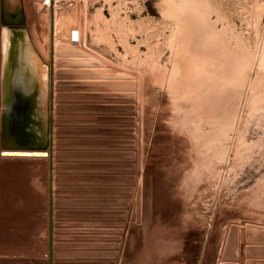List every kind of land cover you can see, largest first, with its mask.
<instances>
[{
	"label": "rangeland",
	"instance_id": "1",
	"mask_svg": "<svg viewBox=\"0 0 264 264\" xmlns=\"http://www.w3.org/2000/svg\"><path fill=\"white\" fill-rule=\"evenodd\" d=\"M121 1L118 9L135 21H116L120 35L108 36L114 51L105 58L138 72L141 101L137 75H118L103 61L109 67L95 68L99 62L84 66L95 69L79 70L90 78L111 80L102 83L107 90L122 91L113 96L122 103L117 105L121 125L128 127L122 132L129 135L122 139H132L122 141V156L135 164L128 165L132 175L138 155L137 106L141 108L142 182L129 239L150 242L154 251L143 257L146 264H220L228 239L235 243L228 262L264 264L259 261L264 256V0ZM40 2L28 3L34 20L24 27V37L46 65L51 17L48 21L50 8ZM68 17L63 25L72 21ZM57 37L55 46L66 43ZM78 43L80 47V36ZM49 60L50 55V66ZM4 63L2 54L3 69ZM66 85L59 91L82 84ZM68 97L57 101L64 109L57 113L61 127L67 120L62 114L79 107L66 105ZM3 107L0 98V119ZM25 195L8 190L1 197L10 219L9 227H0V239L10 249H2L0 264H40L7 257L8 250L18 254L17 243L23 241L31 253L36 239L35 222L23 217L34 205L28 191Z\"/></svg>",
	"mask_w": 264,
	"mask_h": 264
},
{
	"label": "crops",
	"instance_id": "2",
	"mask_svg": "<svg viewBox=\"0 0 264 264\" xmlns=\"http://www.w3.org/2000/svg\"><path fill=\"white\" fill-rule=\"evenodd\" d=\"M31 1L19 0L17 8H6L4 11L5 18L8 21H14L16 14L20 15L21 18L24 17L27 21L24 26L29 28V19L34 20L28 4ZM81 1L84 2L83 28H81L80 21ZM120 5H122L121 0H55V27L57 26L56 21L61 16L65 17V14L66 16L70 15L71 17L68 18L72 19V21L62 26L63 28L58 34V37L61 38L60 42L69 44V40L73 42V33L70 30L79 28L80 35H83L84 44L88 48L104 57L110 58L107 53L114 50L111 49L110 43H108L110 41L108 36L114 39V37L120 35L116 21L128 20V18L131 21H135L132 15L123 14V10L118 9ZM102 38H106V42ZM78 44H75L77 45L75 47L79 49ZM1 45L2 38L0 34V98L3 102ZM117 46L120 50L119 46L121 45L118 43ZM48 58L44 60L48 71H50ZM89 58H93V56H89ZM54 59H57L56 55ZM107 67L109 66L101 62V65L95 68L103 69ZM95 68L82 66L78 69L86 71ZM58 69H70V67H59L54 64V73ZM41 75L42 71L39 70V79H41ZM48 80L49 75L47 76V82ZM57 81L81 83L82 85L77 90L59 91L54 89V94L65 93L71 95V97H68L66 105H79L78 108L67 109L65 114H62V116L67 117L66 123L62 127L57 125V123L54 124V129L61 127L65 131L61 138L54 136V141L62 142L59 150L55 147L53 149L54 153H61L59 160L53 159L54 165H59L58 170L54 171V176L59 177V179L53 186L59 189V192L54 195V200L59 201L58 206L54 207V211L59 213L58 218L54 219V222L59 224L58 227L54 228L58 232L54 234V237H58L59 240L54 241V244L62 246L54 252L64 255L62 258L54 260V262L63 264H94L105 261H117V264H146L143 260L147 258L143 257L147 256L149 252L153 255L154 251L153 248H148V243L150 244V242H147V240L145 242L143 241L144 239H129L131 237L132 223L137 216V194L142 182V176L139 182L130 186L136 174H130L128 165L135 164L134 162H127L126 155L122 156V150L124 151L126 147L122 145V141H131L132 139H122V136L125 135L122 130L128 127H122L121 125L123 115L121 114L122 110L117 108V105L122 103L117 102V97L113 96L121 94L122 91L107 90V87L102 83L111 80L90 78L89 74H81L77 77L71 75L66 77V79H60L54 75V82ZM91 83H97V85H91ZM38 84L39 82L35 78V86L38 87ZM34 91L36 92L35 97L37 100L35 105L38 107L39 99L41 98L36 96L38 94L37 88ZM48 101L49 87L45 101V106L47 107L45 116L43 112L39 113L38 109H35V122L32 125L35 137H32L31 140L29 138V142L33 139V143L8 144L12 146H27L28 144L38 147L45 143V140L38 136V130L40 126L42 127L41 121L43 117H45L46 122L44 127L45 129L46 127L48 128ZM57 104L55 99L54 105ZM2 111L6 113V108L3 107ZM58 116L60 115L54 111V118ZM0 125V150H2V114ZM126 151L129 152V150ZM30 158L29 156L8 157L0 155V227H9L10 219L8 213H5L8 210L1 206L2 195L8 190L13 192L19 190L24 195L28 191V195L33 197L31 202L34 205L27 214L26 212L24 213L23 217H25V220L29 219L31 222H35L36 232H34V236L36 239H33V245H30L31 253H26L27 243L23 241L22 243H17V249L15 250H17L18 254L14 256V251L8 250L11 255L7 257L16 258L17 260H40V264H48L49 158ZM131 187L136 191L133 197H129V189ZM130 200L133 201V206H131V217L125 239L122 242L96 241L98 237L108 236V234L103 233L108 231V229H112L108 225L121 221L122 213H127L128 211V209L124 208L126 202ZM35 203L37 208H34ZM17 220H20V218ZM95 223L100 225L98 229L103 231L100 232L101 234L96 233L97 227L91 226ZM109 243H121L122 245L120 257L117 260H102L97 257L100 254L106 255L118 251L104 250L101 246H96ZM143 244H145V247L142 246ZM151 244L153 243L151 242ZM5 247L10 249V245L0 239V252ZM20 247L25 250L22 255L19 254ZM41 260L45 262L41 263ZM259 261H264L262 254L259 256Z\"/></svg>",
	"mask_w": 264,
	"mask_h": 264
},
{
	"label": "water",
	"instance_id": "3",
	"mask_svg": "<svg viewBox=\"0 0 264 264\" xmlns=\"http://www.w3.org/2000/svg\"><path fill=\"white\" fill-rule=\"evenodd\" d=\"M19 0H0V11L1 8H3L2 13L4 14V11L6 8L15 9L19 6L18 3ZM55 0H51L50 3V17H51V24H50V72H49V101H48V128L44 127L45 117H43L41 123L42 127H39L38 130V136L45 140V143L40 146H30L27 144V146H12L8 143H33V141H28L29 138L35 137L32 128L33 123L35 122V109H38V112L46 113L47 107L45 106V100L44 97L46 94H44L43 91H41L37 86H35V82L32 80L34 77L32 76L33 71L29 69V62L25 63L23 62L22 56L26 53V48L31 47L28 39L21 43L19 45V52H18V59L15 58L14 64H12L13 69V78L9 79V82L7 83V86H3V104L6 108V113L3 117V123L4 126H2V133H1V141L3 146V152L2 155L6 156H38V157H48L49 158V224H48V238H49V254H48V264H63L54 262V260L62 258L64 255L59 254L57 251L61 245L54 244V241L59 240L58 237H54V234H57L58 232L54 229L55 227H58L59 224L54 222V219L58 218L59 213L54 211V207H57L59 204V201L54 200V195H56L59 192V189L54 188V183H57L59 177L54 176V171L58 170L59 165H54L55 160H59L61 153L57 152L54 153L53 149L54 147L59 150L61 141H54V136L57 138H61L63 136L64 130L61 128L54 129V124L57 123L59 125L60 118L55 117L54 118V111L57 113L63 112L61 110H64L63 107L59 105H54V100L56 99L58 102H62L64 99H66L68 96L64 93H57L54 94V89L62 90L65 89L67 86L66 84L68 82L64 81H57L54 82V75H56L57 78H63L66 77V75H73L78 76L82 72L79 69H67V70H57L54 73V64L61 65V66H97L98 63L103 61L106 64L110 65L115 71H118L120 73H116L118 75H125L127 74H133L137 75L139 78V81L137 83L138 88V99L139 102L141 101V77L139 76L138 72L131 69L123 68L111 60L105 58L104 56L100 55L99 53L91 50L84 44L83 35H80V47L82 50L77 49L74 45L67 44V43H61L59 45L55 46V24H54V10H55ZM1 16V12H0ZM83 19H84V2H80V21H81V28H83ZM21 24L24 26V24H27V21L24 17L21 18ZM73 39L76 41L77 39V33L76 31L73 32ZM87 54H90L93 56V58H87ZM55 55L58 57L57 59H54ZM63 56H72L74 58L72 59H64L61 58ZM32 78V79H31ZM37 88L38 94L36 96H40L39 98V106L37 107L35 104H37V100L35 97V89ZM7 89V90H6ZM37 112V115H38ZM137 112H138V155H137V166H136V177L133 179V183L130 184V186L136 184L138 182L140 176H141V108L137 106ZM42 113V114H43ZM19 123V124H18ZM19 127H16L18 126ZM16 127V128H15ZM18 128L21 129L22 132L17 133ZM27 131V132H26ZM29 131V132H28ZM23 140V141H21ZM25 140V141H24ZM17 149H37L34 151H19ZM13 150V151H12ZM42 150V151H41ZM48 151V152H47ZM136 191L131 187L129 189V197H133L135 195ZM131 206H133V201H127L125 205V209H128L127 213H122V219L121 221H118V223H113L111 225H108V227L112 229H108V231H99L98 227L100 225L98 223H95L91 226L97 227V234H101L100 232L108 234L107 237H98L96 238V241H110V242H122L125 239L126 232L129 226V220L131 217ZM123 220L125 222L123 223ZM115 228V229H114ZM242 240V239H241ZM237 243V242H236ZM235 244L232 239H228L227 243L225 245V250L223 251V257L224 260L220 264H231L230 260H228L230 257H232L233 253H231L229 250L231 246ZM101 248L104 250H118L114 253L109 254H100L97 255L98 258L102 260H117L120 257V251L122 249L121 243H109L107 245H101ZM241 249L243 248V242L241 243ZM236 253V252H235ZM234 256H238L235 255ZM232 254V255H231ZM228 260V261H227ZM94 264H117V261H105V262H99Z\"/></svg>",
	"mask_w": 264,
	"mask_h": 264
},
{
	"label": "bare ground",
	"instance_id": "4",
	"mask_svg": "<svg viewBox=\"0 0 264 264\" xmlns=\"http://www.w3.org/2000/svg\"><path fill=\"white\" fill-rule=\"evenodd\" d=\"M40 3H41V7H44L45 9L48 10L50 8L51 0H41ZM37 6H38L37 4L35 6L34 3L32 2V9L33 10H36ZM2 11H3V8H1V11L0 12L2 13ZM45 16L48 17L47 20L49 21L50 16L48 14H46ZM66 20H67V18H66ZM0 21H1V19H0ZM54 24H55V22H54ZM63 24H64L63 17L61 16V18L56 21V25H57L55 27V35L56 36L60 33L61 29L63 28L62 27ZM3 29L4 30H3V34H2V37H3L2 54L4 55V60H5V63L4 64L5 65H4V69H3L2 81L5 80V82H3V86L5 85V87H6L7 86V83L9 82V78H7L8 79L7 80L6 79V76H8L12 72L11 64H10L11 61L9 60V49H10L11 44H10V31H9L8 27H5ZM47 32H49V29H48ZM25 50H26V53H25L24 56H22V59L21 60L23 62H25V63H28L29 62V66L28 67H29V69L31 71H33L32 76L34 77L33 79L32 78L31 79L35 82V78H36V80H38V82H39L38 88L41 91H43L44 94H47V92H46L47 91V85L46 84H47L48 68L46 67L45 63L39 58V55H36V52L34 51V49H32V46L31 47H27ZM39 70L42 71L41 79H39V76H38ZM44 100L46 101V95L44 97ZM17 150H19V151H34V150H37V149H28V150H25V149H22V150L21 149H17ZM2 152H3V149L0 150V155L2 154ZM12 157H19V156H12ZM29 157H31L32 159L39 158L37 156H29ZM42 158H45V157H42Z\"/></svg>",
	"mask_w": 264,
	"mask_h": 264
},
{
	"label": "flooded vegetation",
	"instance_id": "5",
	"mask_svg": "<svg viewBox=\"0 0 264 264\" xmlns=\"http://www.w3.org/2000/svg\"><path fill=\"white\" fill-rule=\"evenodd\" d=\"M0 19H1V22H0L1 23V26L8 27V29L10 31V42H11V46H10V49H9V60L11 61L10 64L12 66V64H14L15 58L18 59V55L17 54H18V52L20 50L19 49V45L21 43H23L24 41H26V39H27V38L24 37V27L25 26H23L21 24V16L20 15H17V14L15 16L14 21H8L5 18V16H4L3 13H1ZM1 26H0V34H1V38H2V34H3V30L4 29L3 28L1 29ZM2 72H3V70H2ZM2 77H3V75H2ZM7 78H9V79H12L13 78V70H12V72L8 76H6V79ZM3 82H5V80H3ZM2 96L4 97V93H2ZM4 115H5V111L2 113V126H4V123H3V117H4ZM16 127H19V125L16 126ZM19 132H22L20 128H18V130H17V133L18 134H19ZM21 141H23V140H21Z\"/></svg>",
	"mask_w": 264,
	"mask_h": 264
},
{
	"label": "built area",
	"instance_id": "6",
	"mask_svg": "<svg viewBox=\"0 0 264 264\" xmlns=\"http://www.w3.org/2000/svg\"><path fill=\"white\" fill-rule=\"evenodd\" d=\"M74 31H76V33H77V39H76V41H74V39H73V35H72V40H73L74 43H78V41H79V36H80V31H78V30H73V32H74ZM73 32H72V33H73Z\"/></svg>",
	"mask_w": 264,
	"mask_h": 264
}]
</instances>
